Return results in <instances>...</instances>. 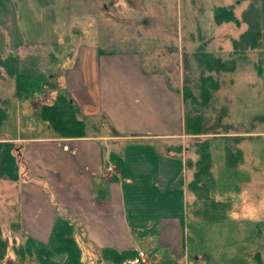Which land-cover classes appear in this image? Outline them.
Returning <instances> with one entry per match:
<instances>
[{
	"label": "crops",
	"instance_id": "obj_1",
	"mask_svg": "<svg viewBox=\"0 0 264 264\" xmlns=\"http://www.w3.org/2000/svg\"><path fill=\"white\" fill-rule=\"evenodd\" d=\"M24 4L0 1V55L16 56L19 70L33 73L26 68L28 52L18 49L17 36L6 42L16 28L15 11ZM93 38L77 43L54 72H37L54 83L48 103L15 96L13 79L2 72L0 230L7 246L13 238L44 241L60 216L72 224L80 264H119L104 259L102 252L132 251L134 256L137 249L146 252L142 264H218L216 253L231 241L238 244L240 256L245 252V262L250 257L262 263L264 211H256L245 190L239 196L246 211L255 208L253 215L240 210L236 200L218 196L217 201L228 205L221 219H202L192 210L195 195L187 183L192 177L189 161L197 154L193 137L184 132L183 97L171 78L172 67L164 59L147 64L134 48L111 45L103 52L98 36ZM57 92L68 94L78 107L82 136L63 137L40 117L39 106L51 103ZM11 118L19 130L9 134ZM101 127L109 131L96 132ZM21 129L30 133L22 135ZM107 163L113 171L106 170ZM189 220L216 224L206 223L207 231L199 225L198 232L206 233L200 247L189 249L183 243ZM214 232L220 239L207 238Z\"/></svg>",
	"mask_w": 264,
	"mask_h": 264
},
{
	"label": "rangeland",
	"instance_id": "obj_2",
	"mask_svg": "<svg viewBox=\"0 0 264 264\" xmlns=\"http://www.w3.org/2000/svg\"><path fill=\"white\" fill-rule=\"evenodd\" d=\"M0 1L9 6H15V2L18 6L25 3L22 11L20 7L15 11V14H18L17 23H14L17 31L14 29L13 33L7 34L6 42H13L17 36V41L21 42L18 49H24L25 54L28 52L25 62L33 69L27 65L26 68L33 73L54 72L56 65L61 66L67 62L70 58L68 53L74 51L77 43L86 38L90 40L94 36H98L97 46L103 52L112 45L111 48L117 46L115 48L119 50L137 49L147 64L150 60L164 59L163 61L173 69L171 71L174 75L171 78H174L181 89L186 87L191 93V98L184 102V113H200L203 124L212 128L206 134L211 155V196H218L221 200L229 202L236 200V206L240 210L253 215L255 208L251 209L250 213L246 211L245 200L239 196L241 190L243 195L246 191L250 202L256 204L253 206L256 211L263 213L264 48L247 50L244 58L234 56L235 65L232 72H209L195 55L209 52L221 59L228 58L232 50L231 40L238 37L245 24L236 26L233 22H224L216 25L212 19V9L216 5L231 6L235 16L239 18L248 0ZM8 14L9 21H14L15 18ZM92 40L95 41L94 38ZM6 45L2 49H6ZM207 76L213 78L219 88L211 90L208 102L201 105L199 90L200 86L207 82L204 79ZM53 85L54 83L49 86L55 90ZM27 97L33 100L31 96ZM256 116L263 119L260 120ZM32 122L35 124V120ZM222 124H228L231 132H236V135L242 137L234 143L229 138L209 133L221 131ZM6 125L9 134L19 130L12 118ZM108 131L109 129L101 127L96 132ZM21 133L23 135L30 132L21 129ZM227 144H234L242 153L241 159L231 166L225 163L224 146ZM189 221L186 235L185 232L184 236L182 233L183 243L189 249L194 245L200 247L205 244L203 239L206 233L198 232L199 225L207 231L206 223L216 224L206 220L200 221L201 224ZM207 236L213 240L221 237L216 232ZM231 238L235 241L238 236L234 234ZM247 238L242 239L247 241ZM262 242L264 243V234ZM23 244L24 241L18 238H13L12 243L8 240L6 256L1 264H37L34 255L26 254L21 249ZM251 244L247 250L251 249ZM237 245L231 241V246L228 243L224 251L216 253L218 264L247 263L245 252L241 253L242 256L237 253ZM257 245L259 247V242ZM262 251V263H257L248 256L251 262L247 264H264V248Z\"/></svg>",
	"mask_w": 264,
	"mask_h": 264
},
{
	"label": "trees",
	"instance_id": "obj_3",
	"mask_svg": "<svg viewBox=\"0 0 264 264\" xmlns=\"http://www.w3.org/2000/svg\"><path fill=\"white\" fill-rule=\"evenodd\" d=\"M212 19L216 25L233 22L239 26L244 23L245 28L237 38L231 40L232 50L228 58L221 59L209 52L195 54L199 63L207 71L232 72L235 65L234 56L244 58L247 50L264 48V0H248L239 18L235 16L231 6L216 5L212 9ZM2 72L13 79L14 94L18 98H26L42 83L52 85L48 76L21 72L17 57L11 54L0 55V77ZM204 79L207 82L205 85L202 84L199 90L201 105L208 102L211 90L215 91L219 88L218 83L210 76ZM181 93L183 103L187 102L189 97L191 98V93L186 87L181 89ZM77 114L78 107L65 92H57L54 94L51 103L39 106L40 117L63 137H80L84 134V123ZM256 117L260 119L259 116ZM211 129V127H206L203 124L200 113H184V132L193 137V148L197 154L194 161H189V166L192 167V177L187 183L188 190L195 195L192 210L196 216L202 219L218 220L224 216L228 205L217 201L210 193L212 188L211 155L206 134ZM221 129V131L209 133L225 139L229 138L234 143L242 137V135H236V132H231L228 124H222ZM224 147L226 165H234L241 159V150L237 149L234 144H227ZM71 232V222L66 218L57 216L48 237L44 241L35 240L28 236L25 238L21 249L26 254L34 255L37 264H80V250ZM6 250L7 241L2 238L0 230V261L5 258ZM255 255L257 253H254L253 257ZM130 256H133L132 251L116 253L112 250H105L102 252L104 259H111L119 264L123 259Z\"/></svg>",
	"mask_w": 264,
	"mask_h": 264
},
{
	"label": "built area",
	"instance_id": "obj_4",
	"mask_svg": "<svg viewBox=\"0 0 264 264\" xmlns=\"http://www.w3.org/2000/svg\"><path fill=\"white\" fill-rule=\"evenodd\" d=\"M51 89L47 85H42L32 93V98L40 103H48L50 100ZM106 170L113 171V166L107 163ZM146 252L141 249L136 250V254L122 260L121 264H142L147 261ZM204 264V263H201Z\"/></svg>",
	"mask_w": 264,
	"mask_h": 264
}]
</instances>
